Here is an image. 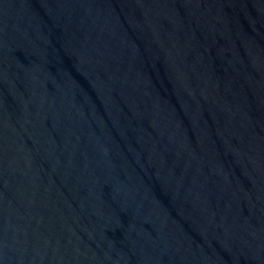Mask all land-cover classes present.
Returning a JSON list of instances; mask_svg holds the SVG:
<instances>
[{
  "label": "water",
  "instance_id": "obj_1",
  "mask_svg": "<svg viewBox=\"0 0 264 264\" xmlns=\"http://www.w3.org/2000/svg\"><path fill=\"white\" fill-rule=\"evenodd\" d=\"M0 264H264V0H0Z\"/></svg>",
  "mask_w": 264,
  "mask_h": 264
}]
</instances>
